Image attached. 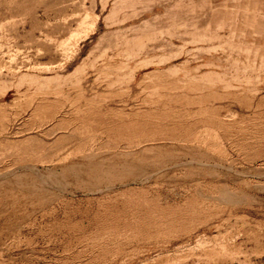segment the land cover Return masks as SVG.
<instances>
[{
  "label": "rangeland",
  "instance_id": "374dc122",
  "mask_svg": "<svg viewBox=\"0 0 264 264\" xmlns=\"http://www.w3.org/2000/svg\"><path fill=\"white\" fill-rule=\"evenodd\" d=\"M0 264H264V0H0Z\"/></svg>",
  "mask_w": 264,
  "mask_h": 264
}]
</instances>
